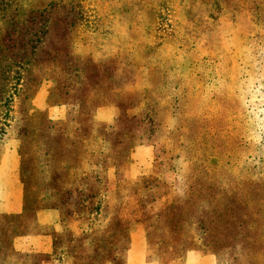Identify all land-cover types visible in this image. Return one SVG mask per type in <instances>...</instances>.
I'll return each instance as SVG.
<instances>
[{
  "label": "rangeland",
  "instance_id": "obj_1",
  "mask_svg": "<svg viewBox=\"0 0 264 264\" xmlns=\"http://www.w3.org/2000/svg\"><path fill=\"white\" fill-rule=\"evenodd\" d=\"M10 138L26 208L0 214V264L31 259L14 238L47 207L45 264H128L135 228L155 264H264V0H0V155Z\"/></svg>",
  "mask_w": 264,
  "mask_h": 264
},
{
  "label": "crops",
  "instance_id": "obj_2",
  "mask_svg": "<svg viewBox=\"0 0 264 264\" xmlns=\"http://www.w3.org/2000/svg\"><path fill=\"white\" fill-rule=\"evenodd\" d=\"M42 103L40 108H45ZM49 112L54 118H62L65 113L61 108L49 107ZM114 114V107L105 106L97 111L98 120L109 121ZM154 148L150 144H137L134 147L130 160L126 163L128 176L136 179L139 176L152 172V157ZM120 166L110 164L107 177L110 180L118 177ZM25 193L22 181V161L19 144L16 138L6 141L0 155V214L22 215L25 212ZM62 228L61 213L58 208H40L35 213L34 227L25 233L18 234L14 238L16 252L26 255L31 259L23 264H45L34 257L47 255L54 251L55 232ZM144 233L141 229L133 231V243L129 251L128 264H155L148 259L146 244L143 240ZM181 264H222L218 257L212 253H200L190 251L186 254Z\"/></svg>",
  "mask_w": 264,
  "mask_h": 264
}]
</instances>
